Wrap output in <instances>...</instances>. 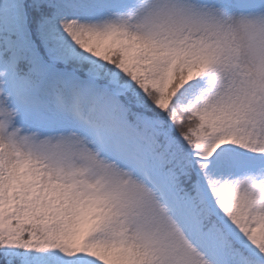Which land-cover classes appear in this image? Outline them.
Here are the masks:
<instances>
[{"label":"snow or ice","instance_id":"snow-or-ice-1","mask_svg":"<svg viewBox=\"0 0 264 264\" xmlns=\"http://www.w3.org/2000/svg\"><path fill=\"white\" fill-rule=\"evenodd\" d=\"M0 264H264V0H0Z\"/></svg>","mask_w":264,"mask_h":264}]
</instances>
